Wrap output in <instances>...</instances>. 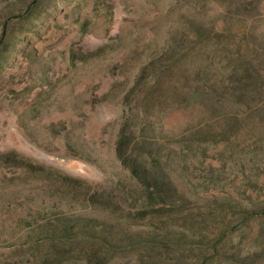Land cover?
I'll list each match as a JSON object with an SVG mask.
<instances>
[{
	"label": "rangeland",
	"instance_id": "374dc122",
	"mask_svg": "<svg viewBox=\"0 0 264 264\" xmlns=\"http://www.w3.org/2000/svg\"><path fill=\"white\" fill-rule=\"evenodd\" d=\"M0 44V264H264V0H0Z\"/></svg>",
	"mask_w": 264,
	"mask_h": 264
},
{
	"label": "trees",
	"instance_id": "16d2710c",
	"mask_svg": "<svg viewBox=\"0 0 264 264\" xmlns=\"http://www.w3.org/2000/svg\"><path fill=\"white\" fill-rule=\"evenodd\" d=\"M129 126V122H126L120 130L116 146L117 156L131 177L146 186L151 195L161 197L164 195L163 184L144 165L146 160L154 158L152 154L150 155L148 141L135 139L134 134L128 131Z\"/></svg>",
	"mask_w": 264,
	"mask_h": 264
}]
</instances>
